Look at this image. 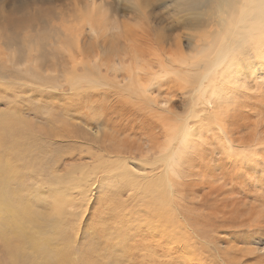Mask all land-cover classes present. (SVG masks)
<instances>
[{"label": "rangeland", "instance_id": "obj_1", "mask_svg": "<svg viewBox=\"0 0 264 264\" xmlns=\"http://www.w3.org/2000/svg\"><path fill=\"white\" fill-rule=\"evenodd\" d=\"M134 2L0 0V119L15 120L23 133L17 149L0 145L13 169L9 187L38 213L35 231L60 228L50 246L65 249L64 264H264V66L251 62L246 77L221 86L223 103L205 110L193 92L198 70L186 64L204 61L203 40L209 44L216 29L188 25L170 0L143 11ZM21 6L39 16L29 33L13 36L7 23ZM103 44L125 56L122 63L109 58L106 67ZM74 69L96 80L72 86ZM188 117L186 141L171 146L168 137ZM147 142L156 148L145 153ZM169 145L177 153L171 192L153 195L169 216L164 232L126 178L103 177L143 155L152 161ZM83 186L91 191L81 193ZM23 251L21 264H45ZM0 264H11L1 236Z\"/></svg>", "mask_w": 264, "mask_h": 264}, {"label": "bare ground", "instance_id": "obj_2", "mask_svg": "<svg viewBox=\"0 0 264 264\" xmlns=\"http://www.w3.org/2000/svg\"><path fill=\"white\" fill-rule=\"evenodd\" d=\"M134 1V6L142 11L147 9L152 2V0ZM170 1L172 11L178 18L181 16H185V20L188 25L194 27L211 23V25L216 29L212 31L214 33L209 44L207 43V40H203L202 50L205 51L204 57H206L204 61L196 60L192 61L190 64H186L189 65L190 69H192L193 71L197 72L198 70V73H195L193 75L194 79H196V83L194 84L195 86L193 87V92L198 96L197 103L201 108L210 110L211 112L215 105L223 103L225 99L224 96H222L225 93L222 91L221 86H224L226 83L229 84L232 82H237L239 80L238 78H240V75L241 77H246V72L250 68L251 62H254L255 65L258 64L257 66L253 67L264 66V0ZM21 10L22 13L20 14H16L14 9L10 13L11 16L9 18L11 20L8 21L7 25L9 27V34L13 36L17 35L18 33H29L27 29L32 28L31 22L29 20L37 18L39 16L37 12V14L34 13V17H32L31 15H29L27 8H23L22 6ZM207 13L210 14V20L206 18ZM155 32L156 34L158 33L155 36L156 42L161 43L162 36L160 30ZM159 48L160 47H158V49ZM117 51L118 50L115 51L112 49L111 44H103L102 53H104V57L102 59H105L103 60V62L107 64L106 67L108 66V62L110 61L109 58H111L110 63H122L125 56H123V58L118 57ZM139 56L141 55L139 54L137 58H140ZM42 57L40 55V59ZM114 57H116L115 60ZM167 62L170 63L171 61ZM138 67L139 68L136 69V76L140 79L141 84L143 83V81H141V79L143 78L140 74V60ZM167 67L162 70L164 75L169 72V67ZM170 69L171 68H169V70ZM170 72H172V69ZM177 72L179 71L177 70ZM90 77L78 76L75 69L71 71L69 77L67 76L72 86H78L81 81L93 83L96 79L92 80ZM127 78L133 79L131 75ZM205 82L207 83L205 84ZM151 104H153V102ZM190 116L194 117L191 114ZM188 119H190V117L184 120L183 124L177 129L176 132L174 131L175 134L172 137H168L169 139L166 138L168 141L172 142L171 146L173 145L174 141L178 140L179 143L186 141L187 135L191 129L190 124L187 122ZM160 129L163 130L162 128ZM151 136L153 135L151 134ZM22 137L23 133L21 132V129L15 120L5 121L3 119H0L1 146H3L5 143H8L13 149H17V147L20 146ZM152 141H154V138L153 140H150V142ZM171 146H166L165 151L160 153V155H158L159 157L154 158L152 161H148L147 155H143L142 160L139 159L138 163H134L135 165H133V168H130L128 164H125L122 168L116 170L114 169L111 174H105L103 177L105 179L108 178L107 176H121L122 178H126L125 180H121L124 181L123 184L129 186L127 189L143 194L142 197L145 200L140 201L138 206L142 209L151 211L149 213V215H151L150 217L153 219V221H157L158 223L159 221L162 222L163 228L161 230H164V232L166 229V224H164L163 221L164 219H169V216L166 217V208H160L159 210V208L154 205V203L157 201H153V195L163 197V195H159V192L161 190L163 193L171 192V184L168 176L169 171L173 168L172 163L175 160L174 153H176ZM153 148H156L155 144L152 145L150 143L148 144L147 142L145 153H147L149 150H152ZM148 166L150 168H147ZM156 167L159 170L157 172H154V168L156 169ZM12 174L13 169L9 167L7 162H4L0 159V227L1 224L4 225V229L0 231V236L4 251L10 263L21 264L22 259H26L24 258L26 252L23 251V247H28L34 254L41 255L42 258L46 261L45 264H64L68 257L65 249H62L63 251H53L50 246L51 235H55L56 233L61 234L60 228L54 223H51V225L47 223V227L45 230L37 229L35 231L36 226L40 223V221L38 223V213L35 210L31 209L30 205L25 204L19 197V195L9 187V179ZM154 177H157V179L159 180H156V182H151L150 179L153 180ZM86 184V182L83 183L84 186ZM84 186L81 188V193L86 194L87 192L91 191V189L89 190L87 186L86 188ZM97 187L99 189L100 186L98 185ZM41 215L42 214H40V216ZM260 220L264 222V219L261 218ZM29 227H34L33 232L29 230ZM27 231L29 233H26ZM152 235L154 237L158 234ZM248 239L250 241L257 240V238L253 237V235L247 237L246 240ZM27 256L32 257V254H27Z\"/></svg>", "mask_w": 264, "mask_h": 264}]
</instances>
